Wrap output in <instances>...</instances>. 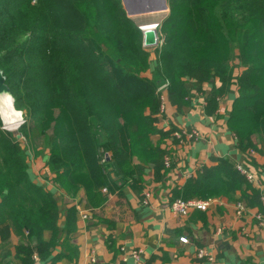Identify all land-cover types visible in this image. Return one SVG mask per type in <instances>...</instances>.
Returning a JSON list of instances; mask_svg holds the SVG:
<instances>
[{"label":"trees","instance_id":"obj_1","mask_svg":"<svg viewBox=\"0 0 264 264\" xmlns=\"http://www.w3.org/2000/svg\"><path fill=\"white\" fill-rule=\"evenodd\" d=\"M165 1L158 44L147 48L122 0H0V69L25 111L16 133L0 125V238L26 234L27 243L16 248L23 264L34 255L45 260L61 232L58 204L32 181L27 153L44 158L65 197L82 189L88 209L103 205L102 190L114 185L108 166L135 187L147 165L167 171L161 144L175 140L176 127H157L164 116L160 79L177 108L189 103L191 88L209 85L208 114L235 92L226 123L236 148L264 152V0ZM201 171L177 198L231 189L250 201L245 191L252 185L227 160ZM252 198L261 208L260 192ZM75 215L69 208L62 231L74 230Z\"/></svg>","mask_w":264,"mask_h":264},{"label":"crops","instance_id":"obj_2","mask_svg":"<svg viewBox=\"0 0 264 264\" xmlns=\"http://www.w3.org/2000/svg\"><path fill=\"white\" fill-rule=\"evenodd\" d=\"M150 58L152 68L145 74L148 78H152L155 67L153 53ZM210 90L209 85L191 88L189 103L181 108L166 101L164 116H158L157 127L164 131L169 124L176 127L171 134L175 140L161 144L169 155L167 171H154L147 165L141 174L142 181L135 187L130 182L122 183L108 166L106 172L114 185L110 191L102 190L106 201L100 207L88 209L82 189L74 198L65 197L51 183L53 175L45 169L27 171L33 182L53 194L61 230L49 256L41 260L34 255L32 264H89L91 255L96 259L95 264H264V227L257 218L258 214L264 215V209L252 198L254 191L264 193L263 151L254 150L249 157V167L259 176L261 187L251 184V189L245 191L251 198L248 204L242 192L230 189L229 194L227 191L191 198L210 200L205 211L193 208L181 216L169 208L181 196L185 183L204 167H213L222 159L234 165L245 158L236 148V138L226 123L235 92L220 98L217 109L208 114ZM180 129L196 131L197 136L178 138L175 133ZM158 138L151 136L153 142ZM41 160L43 167L44 158ZM145 189L151 194L147 204L142 202ZM71 207L76 210L75 228L67 234L62 229ZM82 211L87 213L86 218L81 217ZM42 238L49 240L51 232L44 231ZM180 238L187 241L181 242ZM25 243L27 236L23 233L11 232L5 242L0 238V264H23V256L16 248ZM30 244L35 247L36 241ZM200 250L204 251L202 257L197 256ZM134 251L137 258L132 255Z\"/></svg>","mask_w":264,"mask_h":264},{"label":"built area","instance_id":"obj_3","mask_svg":"<svg viewBox=\"0 0 264 264\" xmlns=\"http://www.w3.org/2000/svg\"><path fill=\"white\" fill-rule=\"evenodd\" d=\"M156 24L154 26V28H157ZM141 28V27H140ZM158 91H159V97L161 100V105H160V111L162 113H164V109H165V104L167 101V84L166 82L163 83V85H161L160 87H157ZM175 135L178 138H181L182 136L186 137V138H193L197 136L196 131H190L187 132L184 129H180V131H178L177 133H175ZM254 153V150H247L244 154H245V158L243 159V161L236 163L235 167L237 169V171L244 176V178L246 179V181L249 184L252 185H257V187L260 189L261 185H260V181H259V176L256 175L255 172H253V170H251V168L249 167V157ZM164 164L166 167L169 166V158L167 156L164 157ZM105 191V189H103ZM142 202L143 204H147L149 201V198L151 196L150 191L145 189L142 193ZM210 200H196V199H190V200H183L181 198H176L172 201V203L169 205V208L177 215H181L184 216L186 215L191 209L195 208L201 211H205L209 204H210ZM260 203L261 206L264 209V193L260 190ZM238 209L240 210L242 207L241 205L238 203L237 204ZM80 215L82 218H86L87 217V213L85 212H80ZM257 218L259 219V223L261 226L264 227V215L262 214H258ZM181 242H186L187 239L185 238H180ZM132 255L137 258V252L134 251L132 253ZM204 255V251L200 250L197 253L198 257H202ZM96 259L94 257V255H91L89 258V264H95Z\"/></svg>","mask_w":264,"mask_h":264},{"label":"water","instance_id":"obj_4","mask_svg":"<svg viewBox=\"0 0 264 264\" xmlns=\"http://www.w3.org/2000/svg\"><path fill=\"white\" fill-rule=\"evenodd\" d=\"M125 7L126 13L129 17L162 12L167 10V5L165 0H122ZM141 29V28H140ZM142 30V45L144 47H155L158 44L157 31L156 28L141 29ZM237 62V61H236ZM5 75L0 69V92L8 91L10 89L5 83ZM164 81L159 80L157 87L163 85ZM19 137V135H17ZM235 165V164H234Z\"/></svg>","mask_w":264,"mask_h":264},{"label":"clouds","instance_id":"obj_5","mask_svg":"<svg viewBox=\"0 0 264 264\" xmlns=\"http://www.w3.org/2000/svg\"><path fill=\"white\" fill-rule=\"evenodd\" d=\"M25 111L16 107L15 96L8 91L0 92V125L14 130L24 122Z\"/></svg>","mask_w":264,"mask_h":264},{"label":"rangeland","instance_id":"obj_6","mask_svg":"<svg viewBox=\"0 0 264 264\" xmlns=\"http://www.w3.org/2000/svg\"><path fill=\"white\" fill-rule=\"evenodd\" d=\"M167 10L162 11V12H154V13H148V14H142V15H137L133 16V20L140 26L142 27L143 25L146 24H159L166 16ZM2 129L3 128L2 126ZM7 130V129H6ZM10 131V130H8ZM16 133L17 128L14 130H11ZM30 153H27L28 157V163H29V169L28 171H44V168L41 166V157L33 158L32 157V151H29Z\"/></svg>","mask_w":264,"mask_h":264},{"label":"bare ground","instance_id":"obj_7","mask_svg":"<svg viewBox=\"0 0 264 264\" xmlns=\"http://www.w3.org/2000/svg\"><path fill=\"white\" fill-rule=\"evenodd\" d=\"M154 24H146V25H143L142 27H141V29H149V28H154Z\"/></svg>","mask_w":264,"mask_h":264}]
</instances>
